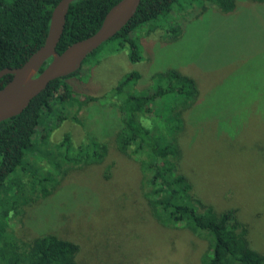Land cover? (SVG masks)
<instances>
[{
  "label": "rangeland",
  "instance_id": "374dc122",
  "mask_svg": "<svg viewBox=\"0 0 264 264\" xmlns=\"http://www.w3.org/2000/svg\"><path fill=\"white\" fill-rule=\"evenodd\" d=\"M179 24L185 34L173 42L161 29L147 35L143 28L138 64L129 62L128 48L118 50L117 41L89 57L70 83L82 95L103 98L83 109L78 122L62 121L56 128L60 115H42L39 133L54 130L47 141L58 143L70 134L79 145L95 136L107 145L108 155L102 164L71 171L54 192L12 218L8 228L22 241L54 234L79 245L80 264H201L206 241L187 230L164 229L154 220L141 191L139 164L116 145L122 114L111 101L122 95L112 91L132 71L142 78L126 90L127 96L147 91L139 85L152 84L155 90L153 75L178 70L197 81L202 99L200 112L185 117L180 172L204 204L219 212L237 209L251 226L254 247L264 252V126L243 103L256 92L251 82L264 77V4L240 0L234 15L213 10ZM243 116L238 136L221 133L219 122L228 125ZM51 145L41 151L45 154Z\"/></svg>",
  "mask_w": 264,
  "mask_h": 264
},
{
  "label": "trees",
  "instance_id": "16d2710c",
  "mask_svg": "<svg viewBox=\"0 0 264 264\" xmlns=\"http://www.w3.org/2000/svg\"><path fill=\"white\" fill-rule=\"evenodd\" d=\"M60 1L0 0V71L23 66L44 45L52 12ZM239 1L142 0L130 22L104 44L117 41L118 50L128 48L129 62L138 64L143 60L140 31L147 29L146 34L150 35L161 29L167 41H177L185 34L180 20H199L213 10L223 16L234 15ZM250 1L264 4V0ZM119 2H73L57 51L61 53L95 34ZM103 45L89 57L96 55ZM80 71L50 82L20 115L0 123V264H80L79 245L54 234L22 241L8 228L12 218L23 216L26 208L34 207L54 192L71 171L102 164L108 155L107 145L95 136L77 145L70 134L54 143L47 141L54 130L39 133L43 129L42 115H60L55 121L59 128L62 121L78 122L83 109L103 98L74 90L70 82L77 81ZM141 78L137 71L126 75L112 91L113 96L122 95L120 100L111 102L122 114L116 133L117 149L139 164L141 191L151 216L164 229L187 230L206 241L201 264H264V252L254 247L251 226L240 218L238 210L219 212L204 204L194 194L188 177L180 172L183 151L179 141L185 133L186 114L202 109L197 81L178 70H167L153 75L155 90L152 84L139 85L147 91L127 96L126 90L136 86ZM11 79L12 75L2 77L0 89ZM251 85L256 92L243 103L249 106L246 110L256 111L257 122L264 126V77ZM245 118L233 117V123L228 125L221 121L219 130L226 137L238 136L242 130L237 127L245 124ZM46 143L54 145L44 154L41 146Z\"/></svg>",
  "mask_w": 264,
  "mask_h": 264
},
{
  "label": "water",
  "instance_id": "95a60500",
  "mask_svg": "<svg viewBox=\"0 0 264 264\" xmlns=\"http://www.w3.org/2000/svg\"><path fill=\"white\" fill-rule=\"evenodd\" d=\"M75 1L78 0H61L54 8L44 45L23 66L0 71V79L12 75L11 81L0 89V123L20 115L50 82L79 71L90 55L130 22L142 0H120L107 13L95 34L59 53L57 46L64 32L69 7Z\"/></svg>",
  "mask_w": 264,
  "mask_h": 264
}]
</instances>
